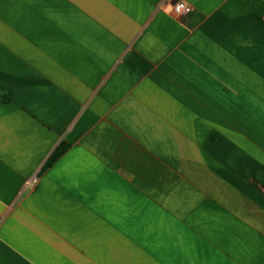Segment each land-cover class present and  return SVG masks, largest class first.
<instances>
[{
    "label": "crops",
    "instance_id": "crops-1",
    "mask_svg": "<svg viewBox=\"0 0 264 264\" xmlns=\"http://www.w3.org/2000/svg\"><path fill=\"white\" fill-rule=\"evenodd\" d=\"M0 89V264H264V0H0Z\"/></svg>",
    "mask_w": 264,
    "mask_h": 264
},
{
    "label": "trees",
    "instance_id": "trees-1",
    "mask_svg": "<svg viewBox=\"0 0 264 264\" xmlns=\"http://www.w3.org/2000/svg\"><path fill=\"white\" fill-rule=\"evenodd\" d=\"M1 92H4V90L0 89ZM2 100L4 102H9L10 101V94L8 92V95H3ZM68 149V146L64 143H62L60 146H58V148L54 151V153L52 154V156L49 158V160L47 161L46 165L47 167H49L52 163H54L58 158H60ZM255 179L260 182L261 184L264 185V176L256 173L254 175Z\"/></svg>",
    "mask_w": 264,
    "mask_h": 264
},
{
    "label": "built area",
    "instance_id": "built-area-1",
    "mask_svg": "<svg viewBox=\"0 0 264 264\" xmlns=\"http://www.w3.org/2000/svg\"><path fill=\"white\" fill-rule=\"evenodd\" d=\"M178 3H182L184 5L183 9L181 10V14H177L175 12V5H177ZM171 6L173 7V10L171 11V14L174 16V17H182V16H185V15H188L189 13H191L192 11V8L190 5L186 4L185 2L183 1H172L171 3Z\"/></svg>",
    "mask_w": 264,
    "mask_h": 264
},
{
    "label": "clouds",
    "instance_id": "clouds-1",
    "mask_svg": "<svg viewBox=\"0 0 264 264\" xmlns=\"http://www.w3.org/2000/svg\"><path fill=\"white\" fill-rule=\"evenodd\" d=\"M184 5L182 3H178L177 5H175V12L177 14H181V10L183 9ZM168 12H171L173 10V7L171 5H169L166 9Z\"/></svg>",
    "mask_w": 264,
    "mask_h": 264
}]
</instances>
